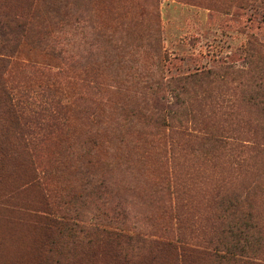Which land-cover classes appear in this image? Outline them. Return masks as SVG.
Segmentation results:
<instances>
[{
    "label": "rangeland",
    "instance_id": "obj_1",
    "mask_svg": "<svg viewBox=\"0 0 264 264\" xmlns=\"http://www.w3.org/2000/svg\"><path fill=\"white\" fill-rule=\"evenodd\" d=\"M0 55V264H178L241 194L264 235V0H0Z\"/></svg>",
    "mask_w": 264,
    "mask_h": 264
},
{
    "label": "trees",
    "instance_id": "obj_2",
    "mask_svg": "<svg viewBox=\"0 0 264 264\" xmlns=\"http://www.w3.org/2000/svg\"><path fill=\"white\" fill-rule=\"evenodd\" d=\"M0 57H2L0 61L4 62V56L0 55ZM241 197L242 194L235 195L234 199L239 201H235L234 205L228 207L223 205V213L216 215L213 221L216 234L212 235L208 242L211 248L199 252L187 246H175V262L182 264L192 255H196L204 264L219 263L221 260L222 262H240L260 256L264 247L262 225L254 219V214L246 207L247 197L243 196L244 200H240Z\"/></svg>",
    "mask_w": 264,
    "mask_h": 264
}]
</instances>
